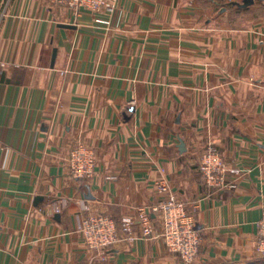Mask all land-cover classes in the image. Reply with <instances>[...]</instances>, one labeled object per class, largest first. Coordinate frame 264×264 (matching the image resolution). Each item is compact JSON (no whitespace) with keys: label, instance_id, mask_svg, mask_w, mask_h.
<instances>
[{"label":"crops","instance_id":"obj_1","mask_svg":"<svg viewBox=\"0 0 264 264\" xmlns=\"http://www.w3.org/2000/svg\"><path fill=\"white\" fill-rule=\"evenodd\" d=\"M244 1L106 0L95 13L0 0V264H184L157 214L151 237L135 225L104 261L80 232L85 206L119 224L164 197L194 218L192 264H264V0ZM78 145L95 153L87 182L69 175ZM208 147L240 169L235 190L203 182Z\"/></svg>","mask_w":264,"mask_h":264},{"label":"built area","instance_id":"obj_2","mask_svg":"<svg viewBox=\"0 0 264 264\" xmlns=\"http://www.w3.org/2000/svg\"><path fill=\"white\" fill-rule=\"evenodd\" d=\"M57 3L91 12H99L107 8L106 0H53ZM108 9V8H107ZM109 10V9H108ZM94 152L82 145L72 148L68 155L69 175L79 181H90L94 175ZM199 172L209 187L216 189H232L235 185L229 181L230 177L240 173L239 169H227L221 157L209 147L201 153ZM159 192H166L163 184H158ZM81 220L80 232L86 247L100 256L102 261L107 251L123 239L131 240L132 229L139 225L144 237H151L154 233L150 214H157L162 220L161 237L168 252L178 255L185 264H192L200 251V235L195 228L194 218L189 215L184 206L172 198L162 199L156 205L139 208L136 211V220L124 217L118 225L110 216L92 214L88 207ZM257 235L254 250L264 257V211L256 223Z\"/></svg>","mask_w":264,"mask_h":264},{"label":"rangeland","instance_id":"obj_3","mask_svg":"<svg viewBox=\"0 0 264 264\" xmlns=\"http://www.w3.org/2000/svg\"><path fill=\"white\" fill-rule=\"evenodd\" d=\"M87 148V147H86ZM209 148V147H208ZM208 148H205L204 150H206V149H208ZM87 149H90V148H87ZM213 149V148H212ZM91 150V149H90ZM203 150V151H204ZM215 151V150H214ZM216 152V151H215ZM217 153V152H216ZM218 154V153H217ZM94 155H95V153H94ZM219 155V154H218ZM201 156V155H200ZM220 156V155H219ZM221 157V156H220ZM221 159H222V157H221ZM199 161H200V157H199ZM222 161L224 162V160L222 159ZM225 164V163H224ZM198 166H199V164H198ZM95 167V166H94ZM227 169H231V168H228V167H226ZM234 169H238V168H234ZM240 170V169H239ZM198 171H199V167H198ZM200 173V172H199ZM241 173V172H240ZM239 173V174H240ZM239 174L238 175H236V176H232V177H230V180L229 181H231L234 185H235V187L234 188H232V189H224V190H228V191H233V190H235L236 189V187H237V180H236V178L239 176ZM200 176H201V178H202V175H201V173H200ZM202 180H203V178H202ZM203 182L205 183V181L203 180ZM205 185H207L206 183H205ZM208 186V185H207ZM209 187V186H208ZM156 188H158V186H156ZM210 188H213V187H210ZM158 190V189H157ZM221 190V189H220ZM159 192V191H158ZM159 193H165V192H159ZM167 198H171V197H164V198H162V199H167ZM161 199V200H162ZM173 199V198H172ZM174 201H176V202H179V203H181L183 206H184V208H185V210L187 211V213L189 214V215H191L189 212H188V210L186 209V207H185V205H184V203L183 202H181V201H178V200H176V199H173ZM160 201V200H159ZM158 203V202H157ZM156 203V204H157ZM155 204V205H156ZM146 209H147V211L149 210V207H146ZM192 216V215H191ZM162 221V220H161ZM121 223V222H120ZM119 223V224H120ZM118 224V225H119ZM162 230V229H161ZM142 231V230H141ZM143 234V233H142ZM170 253V252H169ZM182 260V259H181ZM183 262V261H182ZM184 263V262H183ZM185 264V263H184Z\"/></svg>","mask_w":264,"mask_h":264},{"label":"water","instance_id":"obj_4","mask_svg":"<svg viewBox=\"0 0 264 264\" xmlns=\"http://www.w3.org/2000/svg\"><path fill=\"white\" fill-rule=\"evenodd\" d=\"M251 3H252V0H245V1H244V5H245V6H246V5H249V4H251ZM179 149L182 150V151L184 150V146H183V142H182V141H181L180 144H179Z\"/></svg>","mask_w":264,"mask_h":264}]
</instances>
